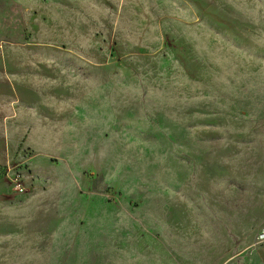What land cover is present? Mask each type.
<instances>
[{"label":"rangeland","instance_id":"obj_1","mask_svg":"<svg viewBox=\"0 0 264 264\" xmlns=\"http://www.w3.org/2000/svg\"><path fill=\"white\" fill-rule=\"evenodd\" d=\"M107 3L104 16H95L93 63L112 79L100 87L109 93L110 110L98 119L94 114L93 123L52 130L61 153L54 167L78 169L79 200L161 201L179 212L183 200L216 201L223 211L232 206L241 213L258 207L264 0ZM13 4L0 0V59L7 46L30 38L22 16L12 15L19 8ZM19 258L0 241V264H21Z\"/></svg>","mask_w":264,"mask_h":264},{"label":"crops","instance_id":"obj_2","mask_svg":"<svg viewBox=\"0 0 264 264\" xmlns=\"http://www.w3.org/2000/svg\"><path fill=\"white\" fill-rule=\"evenodd\" d=\"M10 1L30 37L7 46L0 59V164L33 151L26 192L13 194L0 175V241L17 261L264 264V200L241 213L211 200H183L179 212L161 201L77 198L79 171L54 167L61 153L52 130L93 123L94 114L98 119L110 110L109 93L100 87L112 79L93 63L95 16H104L108 0Z\"/></svg>","mask_w":264,"mask_h":264},{"label":"built area","instance_id":"obj_3","mask_svg":"<svg viewBox=\"0 0 264 264\" xmlns=\"http://www.w3.org/2000/svg\"><path fill=\"white\" fill-rule=\"evenodd\" d=\"M26 158L22 159V162H10L0 170V175L3 176L8 184L10 185L13 194L24 193L27 191V185L25 182V169L24 165L26 161L33 155L29 150L25 151ZM261 239L264 240V230L260 235Z\"/></svg>","mask_w":264,"mask_h":264}]
</instances>
